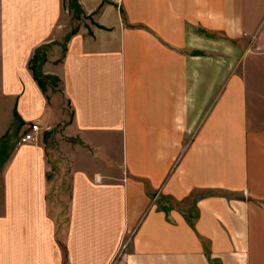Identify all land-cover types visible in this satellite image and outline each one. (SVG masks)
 Returning <instances> with one entry per match:
<instances>
[{
	"label": "crops",
	"instance_id": "0c3cea01",
	"mask_svg": "<svg viewBox=\"0 0 264 264\" xmlns=\"http://www.w3.org/2000/svg\"><path fill=\"white\" fill-rule=\"evenodd\" d=\"M66 1L0 0V264H264V0Z\"/></svg>",
	"mask_w": 264,
	"mask_h": 264
},
{
	"label": "trees",
	"instance_id": "16d2710c",
	"mask_svg": "<svg viewBox=\"0 0 264 264\" xmlns=\"http://www.w3.org/2000/svg\"><path fill=\"white\" fill-rule=\"evenodd\" d=\"M69 7L72 9L76 16H80L82 13L79 0H69ZM46 54L43 52V48L40 47L35 51L33 58L31 59L30 66L33 69L34 76L37 79L39 85L45 90L48 79L52 80L53 84L58 81V78L52 75L44 74L42 71V64L45 61ZM44 76L43 78L41 77Z\"/></svg>",
	"mask_w": 264,
	"mask_h": 264
},
{
	"label": "rangeland",
	"instance_id": "374dc122",
	"mask_svg": "<svg viewBox=\"0 0 264 264\" xmlns=\"http://www.w3.org/2000/svg\"><path fill=\"white\" fill-rule=\"evenodd\" d=\"M65 13L66 14H68V16L69 17H71V16H73V14L75 15V17H76V14H75V12L72 10V9H70V7H69V0H67L66 1V11H65ZM81 16V15H80ZM74 18V17H73ZM41 77L43 78L44 76H42L41 75ZM51 83H53L52 82V80H50V79H48V82H47V86L48 85H51ZM0 123H2V124H5L6 126H8V127H11V129H12V132H15L14 131V129H15V119L13 118H11V119H9V116L5 113V110H3V109H0ZM17 136V133H11V135L10 136H5L4 137V139H3V142H6L7 140H12V139H14L15 137ZM49 135H48V137L46 138V141H49ZM63 181H67V179H63ZM54 187H56V185H54ZM66 187H67V185H66ZM56 190H57V188H56ZM65 191H67V190H65ZM65 191H63V199H59L60 197H59V195H58V193L59 192H55L54 193V196L51 198V199H53V201L55 202V203H58L57 201H58V199H59V203L61 204L62 202H63V219H65V209H66V206H67V203H66V201L68 200V195H69V193L68 192H65Z\"/></svg>",
	"mask_w": 264,
	"mask_h": 264
},
{
	"label": "built area",
	"instance_id": "2783aa9c",
	"mask_svg": "<svg viewBox=\"0 0 264 264\" xmlns=\"http://www.w3.org/2000/svg\"><path fill=\"white\" fill-rule=\"evenodd\" d=\"M50 127H43L41 119H36L28 125L17 141V145L21 146L26 143L36 142L44 131L49 130Z\"/></svg>",
	"mask_w": 264,
	"mask_h": 264
}]
</instances>
